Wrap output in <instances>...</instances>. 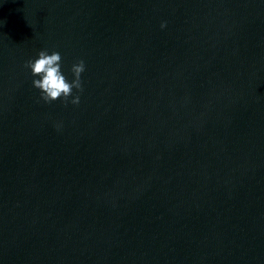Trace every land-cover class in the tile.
<instances>
[{"label":"clouds","instance_id":"9594fccd","mask_svg":"<svg viewBox=\"0 0 264 264\" xmlns=\"http://www.w3.org/2000/svg\"><path fill=\"white\" fill-rule=\"evenodd\" d=\"M165 25L162 24L163 28ZM62 57L59 52L53 51L51 54L48 51L41 50L37 58L28 60L25 67L31 70L33 77L32 83L36 89L40 90L41 99L45 103H51L57 99H63L65 104L71 103L78 105L80 103V96H73V89L79 92L83 91L81 75L85 71V62L79 60L71 67L73 79L69 81L61 70ZM73 98L69 101V97ZM59 128L60 126L57 125Z\"/></svg>","mask_w":264,"mask_h":264}]
</instances>
